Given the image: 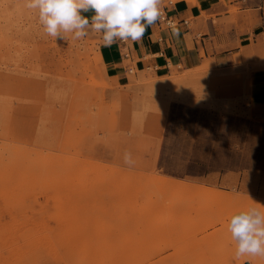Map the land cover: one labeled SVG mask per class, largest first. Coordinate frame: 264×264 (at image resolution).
Here are the masks:
<instances>
[{
  "label": "rangeland",
  "instance_id": "374dc122",
  "mask_svg": "<svg viewBox=\"0 0 264 264\" xmlns=\"http://www.w3.org/2000/svg\"><path fill=\"white\" fill-rule=\"evenodd\" d=\"M100 44L0 0V264H264L227 230L264 211V42L167 71L127 56L117 77Z\"/></svg>",
  "mask_w": 264,
  "mask_h": 264
},
{
  "label": "crops",
  "instance_id": "0c3cea01",
  "mask_svg": "<svg viewBox=\"0 0 264 264\" xmlns=\"http://www.w3.org/2000/svg\"><path fill=\"white\" fill-rule=\"evenodd\" d=\"M256 3L264 7V0H256ZM226 9L222 0L166 3L162 18L148 27L140 40L117 42L106 47L100 37L98 58L105 65L107 74L116 76L127 56L130 60L135 59L137 68L167 71L177 65L189 68L200 64L201 50L204 56L210 54L227 61L233 52L240 51L239 44H247L250 39L264 42L263 10H260L261 22H258L254 17L232 19Z\"/></svg>",
  "mask_w": 264,
  "mask_h": 264
},
{
  "label": "clouds",
  "instance_id": "9594fccd",
  "mask_svg": "<svg viewBox=\"0 0 264 264\" xmlns=\"http://www.w3.org/2000/svg\"><path fill=\"white\" fill-rule=\"evenodd\" d=\"M25 7L38 14L43 32L57 41L68 34L80 40L91 31L106 47L140 40L163 15V0H25ZM124 161L133 163L131 153ZM227 230L237 258L264 257V211L250 207L233 214Z\"/></svg>",
  "mask_w": 264,
  "mask_h": 264
},
{
  "label": "built area",
  "instance_id": "2783aa9c",
  "mask_svg": "<svg viewBox=\"0 0 264 264\" xmlns=\"http://www.w3.org/2000/svg\"><path fill=\"white\" fill-rule=\"evenodd\" d=\"M241 1H246V0H241Z\"/></svg>",
  "mask_w": 264,
  "mask_h": 264
}]
</instances>
